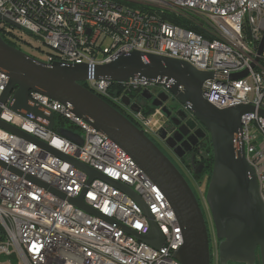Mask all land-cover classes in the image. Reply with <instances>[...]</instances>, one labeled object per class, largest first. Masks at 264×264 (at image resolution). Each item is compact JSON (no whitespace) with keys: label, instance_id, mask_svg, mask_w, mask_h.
Masks as SVG:
<instances>
[{"label":"built area","instance_id":"2783aa9c","mask_svg":"<svg viewBox=\"0 0 264 264\" xmlns=\"http://www.w3.org/2000/svg\"><path fill=\"white\" fill-rule=\"evenodd\" d=\"M166 13L195 15L205 35L167 21ZM0 14L18 25L1 20L2 37L35 50L25 38L26 33L33 35L48 47L43 61L87 64L86 87L121 112L127 108L130 116H126L155 142L165 120L162 109L134 112L122 99L154 84L138 77L126 82L96 78V67L138 51L183 60L211 73L202 83L208 102L219 109L253 107L242 114L234 144L236 152L244 149L264 203V47L258 54L264 0H0ZM30 55L42 60L36 53ZM9 80L0 69V120L52 150L0 126L3 264H11L12 255L19 264H182L175 257L183 244L182 229L159 185L118 144L78 116L72 104L30 92V100L45 115L54 113L50 127L47 118L11 108L12 95L2 102ZM179 109L194 117L189 104ZM63 129L78 134L82 143L63 135ZM77 163L103 178L91 179ZM182 168L197 189L211 264H219L207 186L193 178L187 165L182 163ZM79 198L91 210L73 202ZM153 222L164 237L161 247L130 232L148 235Z\"/></svg>","mask_w":264,"mask_h":264},{"label":"water","instance_id":"95a60500","mask_svg":"<svg viewBox=\"0 0 264 264\" xmlns=\"http://www.w3.org/2000/svg\"><path fill=\"white\" fill-rule=\"evenodd\" d=\"M1 20L18 27L16 23L0 14ZM263 47L264 35L258 49L259 55ZM0 69H3L10 79L2 102H6L12 95L10 107L14 110L22 109L36 117L47 118L50 127H53L54 113L45 115L40 106L30 100V92H40L53 100L70 103L78 116L90 122L128 153L159 185L175 211L183 235V244L176 251L175 257L182 264H211L207 223L186 176L166 151L143 129L82 84L88 79L87 64L67 65L58 61L49 63L37 59L9 44L0 33ZM246 74L247 72H244L233 77ZM211 75L209 72L197 70L183 60L138 51L121 55L110 63L98 65L95 69L96 78L106 77L114 82H126L130 78L138 77L162 87L161 91L154 93V98L149 90L143 91L142 96L147 100L152 99L151 107L162 109L165 114L164 123H173L175 119L172 116L174 108L168 107L169 101L174 103L177 99L183 104H190L195 118H188L172 134L167 124H163L157 131L158 136L166 149H171L178 158H182L192 146L198 144L199 139L209 135L214 165L207 185L206 201L220 241L219 264H264V203L260 196L258 180L244 151L236 152L234 144V138L241 128L242 114L252 111L253 107L239 105L219 109L208 102L202 94V83ZM122 99L134 112L141 111V106L131 103L129 95L123 96ZM261 113L264 115V111ZM176 115L180 120L187 117L186 112L181 109H177ZM197 120L202 127H197ZM0 126L52 150L45 142L38 141L1 120ZM190 130H194V133L188 140L177 145ZM61 133L82 143L79 135L70 130L63 129ZM77 164L90 174L91 179L103 178L101 173L82 163ZM133 196L137 198L135 193ZM73 202L83 209L91 210L82 198ZM130 232L156 247H161L164 243V237L155 222L152 223V230L148 235ZM155 236H159V241L154 240ZM251 238L253 243L247 250L249 256L242 255L241 243Z\"/></svg>","mask_w":264,"mask_h":264},{"label":"trees","instance_id":"16d2710c","mask_svg":"<svg viewBox=\"0 0 264 264\" xmlns=\"http://www.w3.org/2000/svg\"><path fill=\"white\" fill-rule=\"evenodd\" d=\"M163 17L176 25L182 26L186 29H190L193 31H196L198 33H202L205 35V30L202 27V25L197 24V20H199L195 15L188 14V17H183L181 15H173L171 13L163 14ZM4 39L11 45L24 50L23 44L19 43L16 40H13L11 38L4 37ZM84 86H86L85 83H82ZM154 107H151L148 110H142L145 114H149L154 111ZM190 158V166L187 167L191 169V175L197 182L202 183L203 185L207 186L213 171V165H214V153H213V147L210 138H205L201 141L200 147L197 149L196 155L189 156ZM186 159V158H185ZM185 159L182 160V163L186 165ZM184 168V166H183ZM1 258V257H0ZM4 258H2L3 260ZM4 261V260H3ZM11 264H19V260L17 257L12 255L11 258Z\"/></svg>","mask_w":264,"mask_h":264},{"label":"flooded vegetation","instance_id":"af4514ba","mask_svg":"<svg viewBox=\"0 0 264 264\" xmlns=\"http://www.w3.org/2000/svg\"><path fill=\"white\" fill-rule=\"evenodd\" d=\"M24 50V52L28 53V54H32L34 53V50L33 48H31L30 46H24L22 47ZM29 50V51H27ZM153 86V85H151ZM146 87L144 89H141V88H138V89H135V90H132L131 93L129 94L130 98H131V103H137L139 106H141V111L142 110H148L151 106V100H147L145 97L142 96V93L143 91L145 90H149L153 93V98L155 97V94L154 93H157V91H153L152 90V87ZM161 91V90H159ZM179 103L178 100L175 99V102L174 103H171L170 101L168 102V107L171 109V108H174L172 109V116L175 117L173 123L171 121H169L167 123V128L169 131L171 132H175L176 130H178V128H180V126H182L184 124V122L186 120H180L177 115H176V112H177V109L183 107V104H181L180 106H178L177 104ZM129 107V106H128ZM130 108V107H129ZM122 113L125 114V115H129V112L127 110V108L125 109H122ZM177 121H179L180 123H176ZM197 127H202L201 123L198 121L197 122ZM185 130H187V128H185ZM194 133V130H190L188 131V134L187 135H184V137L182 138V140L180 142L177 143V145L181 144L183 141L185 140H188V138ZM206 138H209V135L206 137ZM201 139H199L198 141V144L197 145H194L192 146V149L189 151V152H186V154L182 157V158H178L171 149H167L169 151V153H167V151L161 147L159 144V147L164 149L166 151V153L168 154V156L172 159V161L177 165V167L179 169L182 168V160L191 156V155H196V152H197V149L200 147V144H201ZM166 148V146H165ZM184 148V147H183ZM218 238V237H217ZM245 242H242V255H245V256H249V254H247V250L250 249V245L253 243V238L251 239H247V240H244ZM220 243V241H219ZM236 250V249H235ZM230 264H235V263H230Z\"/></svg>","mask_w":264,"mask_h":264},{"label":"rangeland","instance_id":"374dc122","mask_svg":"<svg viewBox=\"0 0 264 264\" xmlns=\"http://www.w3.org/2000/svg\"><path fill=\"white\" fill-rule=\"evenodd\" d=\"M25 38L34 46V48H35V50H34V54L36 53L42 60H44V59H46L47 58V56H46V52L48 51V47L46 46V45H44V44H42V42L40 41V40H38V39H36L33 35H31V34H29V33H26L25 34ZM27 51H29V50H27ZM30 52V51H29ZM32 53V52H31ZM152 87V90L153 91H159V90H161L162 89V87L160 88L159 86H156V85H153V86H151ZM182 103L181 102H179L177 105L178 106H180ZM168 123V121H166L165 123H163V124H167ZM155 140H156V142H157V144H159L161 147H163L166 151H167V153H169V151L165 148V145L163 144V142L158 138V137H153ZM190 158L191 157H187L186 159H185V163H186V165H188L190 168H191V166H190ZM192 169V168H191ZM181 171H182V173L186 176V179L188 180V182L190 183V186L192 187V189H193V191L194 192H197V189H196V187H195V185L192 183V181H191V178L190 177H188V175L186 174V172L184 171V169L183 168H181L180 169ZM193 170V169H192ZM206 187V186H205ZM202 205V209H203V211H204V213L206 214V216H207V211H206V208H204V206H203V204H201ZM0 264H3V260L0 258Z\"/></svg>","mask_w":264,"mask_h":264},{"label":"bare ground","instance_id":"6f19581e","mask_svg":"<svg viewBox=\"0 0 264 264\" xmlns=\"http://www.w3.org/2000/svg\"><path fill=\"white\" fill-rule=\"evenodd\" d=\"M177 100V99H176ZM180 102V101H179ZM183 104V103H182ZM183 105H186V104H183ZM190 105V104H189ZM194 115V114H193ZM188 118H190V117H188V115H187V117H186V119L185 120H187ZM193 118H195V116L193 117ZM196 122H198V120L196 121ZM241 151H244V149H242ZM245 154V153H244ZM250 165V164H249ZM253 170V169H252Z\"/></svg>","mask_w":264,"mask_h":264},{"label":"clouds","instance_id":"9594fccd","mask_svg":"<svg viewBox=\"0 0 264 264\" xmlns=\"http://www.w3.org/2000/svg\"><path fill=\"white\" fill-rule=\"evenodd\" d=\"M210 138V137H209ZM205 139V138H204ZM201 140H203V139H201ZM219 240V239H218Z\"/></svg>","mask_w":264,"mask_h":264}]
</instances>
